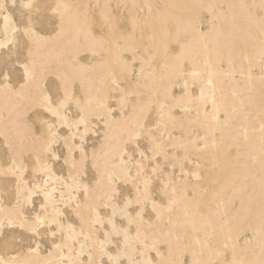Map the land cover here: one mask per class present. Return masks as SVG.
<instances>
[{
  "label": "bare ground",
  "instance_id": "obj_1",
  "mask_svg": "<svg viewBox=\"0 0 264 264\" xmlns=\"http://www.w3.org/2000/svg\"><path fill=\"white\" fill-rule=\"evenodd\" d=\"M51 1L53 34L31 24L36 35L21 31L26 43L19 51L11 55L0 49V65H17L21 74L14 77L9 69L0 74V250L23 237L35 240L23 252H0V260L98 261L107 226L91 228L95 213L89 205L102 217L111 214L103 207L109 203L111 174L118 192L119 183L132 187L133 195L124 194L120 207L125 197L136 206V186L143 200L145 181L150 182L144 211L149 216L139 219L132 212L126 246L119 237L124 264L129 259L135 264H264V0ZM3 3L0 39L5 14L17 26L7 8L13 0ZM204 14L208 21L202 29ZM51 89L56 103L67 90L75 113L65 108L55 117L47 111L44 97L51 98ZM81 118L84 123L78 124ZM49 125L56 133V155L61 147L64 175L56 172L58 161L43 152L53 139ZM89 136L96 143L85 148ZM186 162L193 166L191 174ZM27 171L36 178L32 183L24 177ZM86 171L93 174L90 181ZM44 178L48 191L56 188V212L51 203L47 213L41 209L43 193L29 202V191L43 187ZM57 212L64 233L42 251L40 240L53 237L56 228L46 223L34 234L33 220ZM124 221L117 224L126 228ZM110 245L105 249L115 256ZM103 259L108 264L107 256Z\"/></svg>",
  "mask_w": 264,
  "mask_h": 264
},
{
  "label": "snow or ice",
  "instance_id": "obj_2",
  "mask_svg": "<svg viewBox=\"0 0 264 264\" xmlns=\"http://www.w3.org/2000/svg\"><path fill=\"white\" fill-rule=\"evenodd\" d=\"M13 3H15V0H13ZM35 5L33 4V0H27V2H22L20 4V8L26 10L25 15L27 16V22L23 24L22 27L20 26H14L9 18L8 15L3 16V39H0V49H6L9 47V45H12L15 42L16 34L20 33L23 31L25 36L32 35L35 37V33L32 32L31 29V24L33 21V17L31 15V11ZM5 8V4L3 3V0H0V10ZM11 33V35H10ZM28 75L27 68L25 67V76ZM71 95L65 90L64 97L63 99H60L58 103L56 101H52L50 97L45 96L44 99L45 101L48 102V108L46 109L47 111H50L51 114L55 117H60V110L65 109L67 106H69V101L71 100ZM56 103V107L53 108L52 104ZM78 103V102H77ZM65 119V126H67V119ZM79 123H84V119L81 118L78 122ZM48 131L52 133L53 139L49 140L44 148L43 152L46 153L52 160L58 161L60 159L59 155H56L53 149V144H55L57 141L55 139L56 133L52 132V126L49 125ZM73 139H74V134H73ZM67 143V140H66ZM140 155L143 157L144 153H140ZM39 162V161H38ZM87 162V156L82 155L81 157V163L86 165ZM13 164L16 163V160L13 159L12 161ZM65 163H67V158L65 160ZM94 167L96 166L95 164L93 165ZM138 167H141L138 165ZM72 168H76V162L75 158H73L72 162ZM45 171H50L49 169L45 168ZM141 173H142V168H141ZM141 173H138L140 175ZM69 175L71 176V170ZM75 180V178H73ZM116 179L114 175H109L108 178V191L106 193L109 203H104L103 207L105 209L111 208V214L105 213V216L102 217L98 211V207H93L92 205H89L90 210L95 213V218L91 220V228L93 230L96 229V226L99 225L101 228H105L107 226V230L103 231V239H101L100 242V253H101V258L96 261L93 260L91 257L89 258V264H105L103 257L107 256V261L108 264H124V261L122 259V251L120 247V240L117 239L115 242H113V237H120L121 235L124 237V242L125 246L127 245V241L129 238V233L131 230V225L134 223L135 218L142 219L144 211L147 207L148 203V184L150 183L149 181H145V188H144V198L141 200L140 198V187L139 185L136 186V191H137V199L135 201V204L137 207L140 208L139 211H136L135 208L132 207L133 201L130 198L125 197L124 202H123V207L119 206V201L118 197L121 195L117 190L116 187L114 186L113 182ZM99 183V181H97ZM48 186L49 182L47 178H44V186L40 187L37 186L35 189V192L29 191L28 193V199L29 202H31V198L33 194H44V200L45 203L41 204V209L47 213V208L49 203L53 205V210L56 212V203H55V196L54 193L56 192V188L52 187V191H48ZM83 194L85 197V203L88 201V197L90 195L89 193V186L85 185ZM64 198V193L61 191L60 193V200L63 201ZM116 200V203H111V201ZM77 207L79 208L80 205L78 204ZM157 210V206L153 204V211ZM136 212V217L134 218L132 216V212ZM57 215H60L59 212L56 213V215H53L51 218L46 214L44 216H40L39 214L34 218L31 230L33 231L34 234L39 233V229L44 226L46 223L49 225V229L52 228V226H55L56 230L52 231L51 234L53 237H55L58 233L63 235L64 233V225L56 218ZM120 216L121 218V223H123L124 220H127L128 227L122 228L117 224L116 217ZM106 217V219H105ZM68 231L72 232L74 231L73 225H68ZM99 239V237H97ZM106 244H112V247L116 249V255H112L110 252L106 251L105 245ZM59 247V245H56ZM0 264H6L5 261L0 260ZM128 264H135V262L132 259L128 260ZM150 264V262H149Z\"/></svg>",
  "mask_w": 264,
  "mask_h": 264
},
{
  "label": "rangeland",
  "instance_id": "obj_3",
  "mask_svg": "<svg viewBox=\"0 0 264 264\" xmlns=\"http://www.w3.org/2000/svg\"><path fill=\"white\" fill-rule=\"evenodd\" d=\"M33 4L35 5L33 7L32 11H31V15L33 17V21H32L33 27L39 32H42V33H45V34H49V35L53 34L54 31H55V28H56V17L51 14L52 1L51 0H41L39 2L37 0V1H34ZM7 8L11 12V14L13 16V19H14V21H15L17 26L22 27L23 24L27 22V16L25 15V11L26 10L20 8L19 0H15V3L12 4V5L7 4ZM202 21H203V23L201 25V28L204 29V27H205L204 23H206L208 21V16L206 14L202 15ZM125 28L123 30L126 32L127 28L126 29ZM94 31H95L96 35L99 34V30L98 29H95ZM16 35H17L16 41L12 45H9L8 48L2 49L1 50L2 53H9V54L12 55L13 53H16V50L19 51V49L22 46L25 45L26 39L24 38V35L22 33H17ZM22 59L23 58H21L18 55V61H21ZM136 66H137V64L134 63V69H136ZM18 68H19V66H17V65L12 67V68L0 65V74L2 73V70L9 69V74L10 75H12L14 77H20L21 74L19 73V69ZM133 78H135V75H133ZM50 92H51L50 95H51L52 101H56L58 99L57 94L55 92H53L52 89L50 90ZM110 105H111L112 108H115L114 107V102H111ZM66 111H67V113L69 115L75 113L71 103H69V106L66 107ZM35 127H36V130L39 131L38 123H35ZM64 133H65V130L62 128L60 130V134H64ZM92 139L93 138L91 136H89V138L87 139V142L84 144L85 148H88V147H90V146H92V145H94L96 143V140L94 142V140L92 141ZM140 146L143 148V150L145 152L148 153V146H147L145 141H141L140 142ZM58 154H59L60 158H62L61 147L58 148ZM133 158H137V155L134 154V153H133ZM54 165L56 166V172L58 174H60V175H64L65 168L62 165V162L58 161ZM185 166H186V169L189 172V174H191L192 170H193L192 164L186 162ZM174 170L176 171V169H174ZM199 173L203 174V171L201 170V171H199ZM86 175H87L88 181H90V179L93 178V174H91V172H89V171H86ZM24 177L28 178L27 180H28L29 183H32L36 179V178H33L29 174V171H27L25 173ZM83 180H84V176H83ZM118 187H119V193L121 194L118 197V201H119V204H121L122 200H123V197H124L123 195L126 194L129 197H131L133 195V191H132V187L129 186V185H123V184L119 183ZM154 190L155 189H153V188L151 189L153 195L156 196V194L154 193ZM35 204H37V202ZM132 207L135 208L136 206H132ZM149 214L150 213L147 210L144 213V216L148 217ZM116 220H117V223L119 225H122V226L125 225V221H123V223H121V218H117ZM61 237H62L61 234H57L55 237H44L43 239H41L40 242H41V245H43L42 251L44 250V247L48 248L51 245L49 243V241L51 243H54L58 239H60ZM117 239H119V237H113V242H115ZM34 241L35 240L30 238V237L20 238V240L17 241L15 246L11 247V249L0 250V252L2 253V254L1 253L0 254L1 255H6L7 253H12V252L13 253H20V251L23 252V251H25V249L27 247H31L34 244ZM109 249L110 250H114L112 245L109 246Z\"/></svg>",
  "mask_w": 264,
  "mask_h": 264
}]
</instances>
